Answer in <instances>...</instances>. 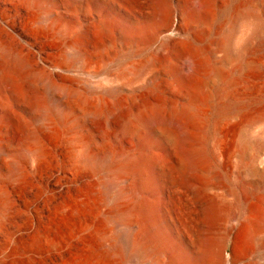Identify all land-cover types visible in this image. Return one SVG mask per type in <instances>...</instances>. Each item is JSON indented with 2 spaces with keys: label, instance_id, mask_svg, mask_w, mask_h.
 Returning a JSON list of instances; mask_svg holds the SVG:
<instances>
[{
  "label": "rangeland",
  "instance_id": "374dc122",
  "mask_svg": "<svg viewBox=\"0 0 264 264\" xmlns=\"http://www.w3.org/2000/svg\"><path fill=\"white\" fill-rule=\"evenodd\" d=\"M160 1L181 27L183 42L164 45L158 35L148 43L151 33L127 39L140 27L168 29L157 10ZM197 3L0 0V61L8 52L12 60L31 64L16 74L0 63V264H168L173 252L189 262L197 237L216 244L218 239L222 259L223 252L235 256L234 264H264V229L242 248L237 241L246 199L251 204L264 197V25L259 26L264 0H210L206 20L198 16ZM105 18L112 36L98 30ZM243 37L249 41L245 50L240 49ZM188 55L203 65L193 97L182 84L190 73L184 69ZM112 87L121 88L119 103L105 94ZM32 92L49 107L23 113L27 134L3 113L12 108L22 114ZM70 93L85 98L90 109L106 102L110 109L93 119L86 108L70 103ZM227 98L244 108L203 117ZM192 99L202 116L196 147L206 150L210 161L196 175L174 171V181L158 171L159 181L145 197L157 206L158 232L172 249L161 256L151 249L135 255L140 227L132 212L120 210L132 201L128 190L135 177L119 168L116 155H139L137 143L145 139L146 128L135 123L143 114L160 108L168 120H177L176 109ZM130 106L134 109L118 118ZM163 149L175 167L173 148ZM105 153L100 166L90 161ZM202 188L220 198V220L208 221Z\"/></svg>",
  "mask_w": 264,
  "mask_h": 264
},
{
  "label": "bare ground",
  "instance_id": "6f19581e",
  "mask_svg": "<svg viewBox=\"0 0 264 264\" xmlns=\"http://www.w3.org/2000/svg\"><path fill=\"white\" fill-rule=\"evenodd\" d=\"M197 6L198 16L203 18L204 20L208 19L211 15L210 0H198ZM157 10L158 12H160V14L163 15L164 22L167 24L166 27L168 29L166 31L162 32V29H152L151 31H149V29L147 30L145 27H140L130 32L131 35L127 36L126 38L141 39L143 37H147L151 33L148 36V43L153 42L158 35H160L159 37H164V41H162L164 45L173 42H183L181 40H175L169 36L170 31H172L173 28L179 33H181L182 30L180 26L174 25L167 3L164 1H160L157 5ZM263 25L264 23L259 24V26ZM98 30L101 35L107 37L112 36L114 33L112 24L108 18L103 19L99 23ZM184 45L185 44H183V46ZM248 45V39H245V37H243L240 40V49L245 50L248 48ZM175 46L177 47L179 45L175 44ZM185 48H183V50H185ZM76 51L77 53L75 55V58L77 60L82 59L83 55L80 49L77 48ZM2 56L3 57L0 63L7 66L9 70L16 74L24 73L25 70L30 69L31 67L30 62L27 59L20 58L18 60H12L13 58L10 57L11 55H9L8 52H4ZM189 57L184 69L189 70L190 73L184 79H182V84L184 89L189 92V96L193 97V91L198 87L200 83L199 73L201 72L203 65L202 62L197 61L196 59L194 60L191 56ZM220 64V61L216 63V74L218 75L222 74L218 69V66ZM152 86L156 90L157 96L161 97L162 93L159 90V86L155 85V83H153ZM120 92L121 88L119 87H112L105 90V94L107 96L116 98L118 100L117 103L120 102ZM260 96H264V91L261 92ZM27 98L28 105L25 109L20 110L22 114L16 113L12 108L6 110L3 113L5 119L16 124L25 133H27L26 131L29 122L26 117L23 116V113L24 115L26 112L41 113L45 109H47V107H49L48 103L38 98L36 93L34 92L29 94ZM69 99L71 104L80 105L86 108V111L91 114L93 119H101L103 117L102 114L106 111H109L110 109V106L106 104L107 102L104 103L105 105H103V107H100L99 109H90L91 107L88 108V106L86 105L85 98L78 97L72 93H70ZM238 102H234L232 98H227L221 103L220 106L212 105L209 109L205 110V112L203 113V117L206 119H210L213 115H222L235 108H237L238 110L243 109L244 104L242 102ZM176 108L177 107H175V109ZM132 109H134V107L130 106L127 109L122 110L118 118H123ZM175 116H177V120H168L162 113V109L160 108L148 114H143L135 123L138 126H145L146 128L145 139L137 143L140 152L139 155H137L136 158L126 157L121 153H118L116 155V159L119 162V168L122 171L132 173L135 177L131 187L128 190L132 193V201L130 202L129 206L124 205L126 207H120L122 213L132 212L133 220H135V222H137L138 226L140 227L139 242L134 246L135 255H140L141 253H145L151 249L158 256H161L165 254V252H168L172 249L168 244H166L163 237L158 232L155 216L157 206L147 197H145V194L149 189L156 187L159 181L157 180L158 171L162 169L164 174H166V176L168 175L169 178L174 181V171H178L183 174L196 175L201 170L203 165L210 161L208 152L206 150H199V148L196 147L198 132L202 129V116L198 108L196 107L195 100L192 99L186 107L176 109ZM155 123L158 125L154 126ZM132 126L133 124L131 125L129 123L126 125V129L128 131H131ZM164 145H170L173 148L174 153H176L178 163L176 162L177 165L175 164V167L168 164L167 157L163 154ZM104 155L103 158L94 157L90 161H92L95 165L100 166L107 158V153H105ZM168 165L170 167H168ZM17 176L20 177V174L18 173ZM251 185L252 187H255V185ZM247 189L246 195L251 196L254 192L249 190V188ZM211 190L212 189L204 190L205 198L207 201L206 217L208 221L210 220L215 222L221 219L222 203L220 201V198L218 199L216 193H213V190ZM3 199L4 197L0 189V201H3ZM248 199H246V201L249 203L246 209V217L244 218L245 220L241 222V225L239 226L237 232L238 246L241 248L244 243L253 240L256 233L260 229H264V197L260 196L259 199L257 198L258 200H256V202L251 204ZM195 240V254H193L192 261L188 262L187 259H183L178 253L173 252V254H171L170 260L167 263L234 264L235 256H231L230 259L227 257L226 261L222 259V246L218 243V239L217 244L211 239H202L201 237H197ZM124 244L125 250L129 248V241L127 239L124 240Z\"/></svg>",
  "mask_w": 264,
  "mask_h": 264
},
{
  "label": "water",
  "instance_id": "95a60500",
  "mask_svg": "<svg viewBox=\"0 0 264 264\" xmlns=\"http://www.w3.org/2000/svg\"><path fill=\"white\" fill-rule=\"evenodd\" d=\"M169 36L175 40H179L180 39V33L178 31H176L174 28L172 29V31H170ZM164 39V37H163ZM223 259L226 261L227 256L224 254L223 252Z\"/></svg>",
  "mask_w": 264,
  "mask_h": 264
}]
</instances>
